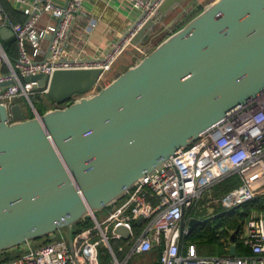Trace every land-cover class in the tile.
<instances>
[{"label":"water","instance_id":"obj_1","mask_svg":"<svg viewBox=\"0 0 264 264\" xmlns=\"http://www.w3.org/2000/svg\"><path fill=\"white\" fill-rule=\"evenodd\" d=\"M195 4L164 0L160 18L148 21L132 44L146 42L178 11L173 27ZM7 37L14 32L1 28L0 38ZM101 75L88 69L26 78L66 104L40 114L31 101L33 118L18 103L9 111L0 105V254L58 231L72 242L76 224L121 201L145 174L263 92L264 0L214 1L89 94ZM222 215L191 219L188 227ZM115 233L129 238L124 227Z\"/></svg>","mask_w":264,"mask_h":264},{"label":"built area","instance_id":"obj_2","mask_svg":"<svg viewBox=\"0 0 264 264\" xmlns=\"http://www.w3.org/2000/svg\"><path fill=\"white\" fill-rule=\"evenodd\" d=\"M11 1L26 20L12 21L0 4V29L8 27L14 32L18 50L17 59L12 60L0 42V61L8 66V72L0 74V84L11 82L0 87V105H5L8 111L19 98L31 104L30 96L46 93L38 81L27 83L25 79L29 77L42 75L49 80L56 71L100 69L102 75L96 88L114 62L134 46L132 41L141 28L160 18L159 8L164 2L121 0V4L138 14L136 21L110 43L107 51L90 58L70 46L72 29L85 11L86 0ZM45 15L54 23L42 26ZM138 49L142 53L144 47ZM235 176L238 185L227 193L213 196L209 192ZM261 196H264V91L145 174L121 201L108 208L112 210L103 222L94 216L91 219L95 225L75 230L72 242L67 231L49 236L52 241L48 244L37 246L35 241L27 242L15 257L0 264H101L100 250L105 247L111 256L105 264H128L132 256H146L155 251L159 264H264L263 212H251L237 230L228 231L225 254L221 256H203L197 244L188 243L193 230L188 227L191 219L205 220L219 212L236 210ZM184 214L186 223L182 226ZM140 218L144 220L138 225ZM120 227L129 232L128 239L115 233ZM114 241L125 244L116 249L111 243ZM237 244L250 253L232 255L231 248H237Z\"/></svg>","mask_w":264,"mask_h":264},{"label":"crops","instance_id":"obj_3","mask_svg":"<svg viewBox=\"0 0 264 264\" xmlns=\"http://www.w3.org/2000/svg\"><path fill=\"white\" fill-rule=\"evenodd\" d=\"M214 1L216 0H196L194 8L181 21L169 28L168 25L172 22L178 11L171 13L160 23V26H158L159 29L157 28V31L159 32L154 37L157 35L161 37L167 33H169V35L174 33ZM0 2H2L7 8L18 13L16 16L12 17L15 20L19 17L17 15H22L17 4L13 1L0 0ZM137 17L138 14L133 12L126 4H121V0H86L85 11L82 14L81 19L72 29L70 38L71 49L76 52H82L85 57H98L107 51L111 42L116 40L123 32L134 24ZM51 23H54V21H52L48 15H45L42 20V26ZM0 42L6 51L9 48L11 49V46L15 42V38L7 37L4 40L0 38ZM142 45L140 44L137 46L142 47ZM137 46H131L127 50L135 49L140 52ZM126 57L124 58L123 63L118 64L115 68L117 76L134 66L133 59ZM7 72L8 66L0 61V74ZM106 75L107 73L104 77ZM61 105L62 104H56L51 108H48L47 106L45 107L48 111L55 108H63ZM27 117L28 115L26 118ZM153 253L158 255L157 251Z\"/></svg>","mask_w":264,"mask_h":264},{"label":"rangeland","instance_id":"obj_4","mask_svg":"<svg viewBox=\"0 0 264 264\" xmlns=\"http://www.w3.org/2000/svg\"><path fill=\"white\" fill-rule=\"evenodd\" d=\"M160 26V25H159ZM159 29V28H158ZM159 31H157V29H156V31L154 32V34L153 35H151V37L146 41V42H144L143 43V47H144V50H143V52L141 53V52H139V51H137V50H135V49H130V50H126L117 60H116V62H114V64L112 65V70H110L108 73H107V75L102 79V81L99 83V85L94 89V93L95 92H98L101 88H103V87H105V86H107L108 84H110L111 83V81H113V79L115 78V77H118L117 76V73H116V71H115V68H116V66L118 65V64H121V63H123V60H124V58L127 56V57H130V58H132L133 59V63H134V65L138 62V61H140L143 57H145L146 55H148L150 52H152L166 37H168L169 36V33H167V34H165V35H163V36H161V37H159L158 35L156 36V37H154L157 33H158ZM154 37V38H153ZM126 57V58H127ZM116 64V65H115ZM30 97H32V103H33V105H34V108H35V110L39 113L40 111H41V107L42 106H47L48 108H51V107H54L55 106V104H52V102L50 101V100H53L52 98H50L49 97V95H48V93H40V94H38V92H36L34 95H32V96H30ZM80 96L79 95H77V96H74V98H73V101L74 100H77L78 98H79ZM54 101V100H53ZM16 103H18L20 106H21V109H22V111H23V113H24V115H25V117L27 116V115H31V114H35V111H34V108L31 106V104L27 101V100H25V99H22V98H19V99H17L16 100ZM34 103H36V105L34 104ZM65 106V104L64 105H61V107H64ZM238 180V177L237 176H235L234 178H231V179H229V180H227V182H225V183H223L222 185H221V187H223V188H231V187H233L234 185H235V182ZM219 185H215L213 188H212V190L211 191H209V192H211V194L213 195V196H220V195H223L222 194V192H224V190H222V189H220V190H217V187H218ZM219 188V187H218ZM246 206H243V207H241V208H239V209H236V210H232V211H230L229 213H228V215H230V217L234 220V221H236V224L237 225H239L240 226V224L242 223V222H244V220L246 219V217L247 216H244L243 218H241V215H243L244 213H245V211H246ZM112 209H108V208H106V209H104V210H102V211H100V212H97L96 213V219L99 221V222H103L105 219H106V217L108 216V214L110 213V211H111ZM263 212L262 214H263V216H264V210H262V209H254V208H252V210H251V212ZM204 212V211H203ZM250 212V213H251ZM202 214V211H201V213H200V215ZM205 218H207V217H203V219H205ZM95 220L94 219H92V224H94L95 225ZM213 226H215V225H213ZM223 229L224 230H226L227 232L230 230H234V229H229V228H224L223 227ZM59 232V231H58ZM109 234H110V231H109ZM54 234H52V236H53ZM226 238V236H224L221 240H220V242H221V244H222V246H223V248L225 247V242H224V239ZM46 239V237H44V238H41V239H39V240H37V243L38 244H42V243H44V240ZM116 247V249H117V247L118 246H120V245H122V244H119V243H115L114 244ZM215 245H211V246H208V247H206V249H205V252H203V254L205 255V256H211V255H215V254H217V248H215L214 247ZM225 249V248H224ZM203 251V250H202ZM201 254V253H200ZM14 256V255H16V253H8V254H5L4 256H2V257H0V260L1 259H4V258H7V257H11V256ZM202 255V254H201ZM111 256H110V250L107 248V247H105V248H101V250H100V262H101V264H105V260H108L109 258H110ZM128 264H158V255L156 254V253H150V254H148V255H146V256H132V258L129 260V263Z\"/></svg>","mask_w":264,"mask_h":264},{"label":"trees","instance_id":"obj_5","mask_svg":"<svg viewBox=\"0 0 264 264\" xmlns=\"http://www.w3.org/2000/svg\"><path fill=\"white\" fill-rule=\"evenodd\" d=\"M0 4L2 5L3 9L5 10V12L8 14L9 18L11 17L10 19L12 21H14V22H24L26 20V17L24 15H21V16L17 15L19 17L17 18V20H15L12 17L16 16V14H18V13L15 12L14 10H11V9L7 8L2 2H0ZM6 52H7L8 56L12 60H16L17 59L18 50H17L16 41L11 46V49L10 48L7 49ZM38 94H40V92H38ZM31 101H32V97H31ZM50 101L52 102V104L56 105V103L53 100H50ZM70 101L72 102L73 98H71ZM34 104L36 105V103H34ZM64 104L65 103H63L62 105H64ZM46 111H47L46 107L42 106L41 107V111L39 113L40 114H44ZM33 117H34V114H31V115H28L27 118H33ZM232 178H234V177H232ZM229 179H231V178H229ZM229 179H226L225 181H223L222 184L227 182V180H229ZM221 185L218 186L219 188L217 187V190L222 189V190H224V192H222V194H225L228 191H230L232 188H234L235 186L238 185V180L235 182V185L233 187H231V188H223V187H221ZM246 207H247L246 211H245V213L243 215H241V218H243L244 216H248L250 214L252 208H254V209L257 208V209L264 210V196H261V197L257 198L256 200H253L248 205H246ZM229 212H224V213L223 212H219V213H223V215L220 218L214 220V222H206V223H203V224L195 226L193 228L189 238H188V243L197 244L199 253H201L202 255H204L203 252H205L206 247L211 246V245L212 246L215 245L214 247L217 248V254H215L216 256H221V255L225 254V249L223 248L220 240L224 236L227 237L228 236V232L226 230H224V229H222V230H220V229L224 227V228L237 230L238 227H239V225L236 224V221H234L230 217V215H228ZM213 225H215V226H213ZM92 226H93L92 219L91 218H87L85 220L80 221L78 224H76L75 225V230H76V232H79V231H81V230H83L85 228H90ZM64 231H66V230H64ZM51 241H52V239L48 236L44 240V243L38 244L37 240L34 243H35V245L39 246V245H43V244H48ZM116 242L119 243V244H122V245L125 244L124 242H118V241L111 242L112 246H114V248L116 247L114 245ZM237 248H238L237 249V255L238 256H246V255H248L250 253L248 249L243 248L240 244H237ZM18 249L19 248L14 249V250H9V251L4 252V253H1L0 257L4 256L5 254H8V253H16V255H17V253L19 252ZM128 249H129V246H126V250L127 251H128ZM16 255H14V256L12 255L11 257H7V258H4V259H1L0 262L9 260L12 257H15ZM158 264H159V255H158Z\"/></svg>","mask_w":264,"mask_h":264},{"label":"flooded vegetation","instance_id":"obj_6","mask_svg":"<svg viewBox=\"0 0 264 264\" xmlns=\"http://www.w3.org/2000/svg\"><path fill=\"white\" fill-rule=\"evenodd\" d=\"M66 105V104H65Z\"/></svg>","mask_w":264,"mask_h":264}]
</instances>
